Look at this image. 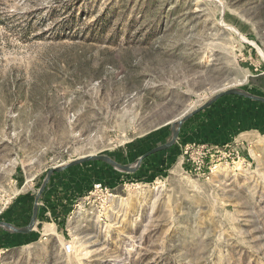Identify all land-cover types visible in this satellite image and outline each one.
I'll use <instances>...</instances> for the list:
<instances>
[{
  "label": "rangeland",
  "instance_id": "obj_1",
  "mask_svg": "<svg viewBox=\"0 0 264 264\" xmlns=\"http://www.w3.org/2000/svg\"><path fill=\"white\" fill-rule=\"evenodd\" d=\"M228 88L264 97V0H0V220L29 223L51 167L133 166ZM214 121L221 142L183 139ZM191 143L224 157L187 172ZM52 175L0 264H264V102L218 98L133 172Z\"/></svg>",
  "mask_w": 264,
  "mask_h": 264
},
{
  "label": "water",
  "instance_id": "obj_2",
  "mask_svg": "<svg viewBox=\"0 0 264 264\" xmlns=\"http://www.w3.org/2000/svg\"><path fill=\"white\" fill-rule=\"evenodd\" d=\"M224 95H240V96H244V97H248L250 99H254L257 101H261L264 102V97L262 96H257L254 94H249L247 92H244L240 89L237 88H228L225 89L223 91H220L218 93H216L209 101L203 103L202 105H200L199 107L183 114L179 119L173 121L171 123V137L168 141L161 143L159 145H156L150 149H148L147 151H145L144 153H142L141 155H139V157H137L136 162L133 166L129 165V164H122L119 163L118 161L112 159L110 156L106 155V154H87V155H83L80 157H77L71 161H68L67 163L64 164H60L54 167H51L50 169H48L35 197H34V201H33V207H32V213L30 216V220L29 223L23 227V228H18V227H14L13 225H11L10 223H7L5 221L0 220V226L13 231V232H20V233H27L29 232L35 225L36 223V219H37V213H38V201L39 198L42 194V192L44 191L47 183L49 182L51 176L53 173L55 172H60L70 166L85 162V161H90V160H99V161H103L111 166H113L114 168H118L120 170L126 171V172H133L135 171L140 163L142 162V160L144 158H146L147 156L165 150L169 147H171L172 145H174V143L177 141L178 135H179V131L181 126L183 125V123L189 119L191 116H193L195 113L199 112L200 110L208 107L211 103H213L215 100H217L218 98L224 96Z\"/></svg>",
  "mask_w": 264,
  "mask_h": 264
},
{
  "label": "built area",
  "instance_id": "obj_3",
  "mask_svg": "<svg viewBox=\"0 0 264 264\" xmlns=\"http://www.w3.org/2000/svg\"><path fill=\"white\" fill-rule=\"evenodd\" d=\"M217 145L207 143H191L186 144L183 150L185 162L187 164V172L194 171L195 174H205L212 171L215 165L223 159L224 153L218 154ZM189 168V169H188ZM94 191H103L102 186L97 183L94 185ZM67 251H70V245L65 246Z\"/></svg>",
  "mask_w": 264,
  "mask_h": 264
},
{
  "label": "crops",
  "instance_id": "obj_4",
  "mask_svg": "<svg viewBox=\"0 0 264 264\" xmlns=\"http://www.w3.org/2000/svg\"><path fill=\"white\" fill-rule=\"evenodd\" d=\"M197 113H195L192 117H194ZM215 122L216 121H214L213 123H210V124L206 123V126L204 124L205 122H203L202 124H200L198 126V129L196 130L195 134H194V132L191 134V131L188 130L186 133H183L182 137L184 140L198 139V140L206 141V142H214V141L215 142H221V140H223V139H220L221 136L218 137L219 135L217 133V129L219 127L220 122L219 121H217L216 123ZM185 126H188V123ZM222 142H224V141H222Z\"/></svg>",
  "mask_w": 264,
  "mask_h": 264
},
{
  "label": "trees",
  "instance_id": "obj_5",
  "mask_svg": "<svg viewBox=\"0 0 264 264\" xmlns=\"http://www.w3.org/2000/svg\"><path fill=\"white\" fill-rule=\"evenodd\" d=\"M72 167H74V165L73 166H70V167H68V168H72ZM67 169V168H66ZM55 174V173H54ZM53 176V175H52ZM52 176H51V178H52ZM51 178H50V180H51ZM43 195V194H42Z\"/></svg>",
  "mask_w": 264,
  "mask_h": 264
}]
</instances>
